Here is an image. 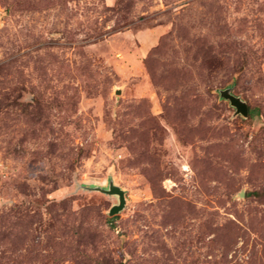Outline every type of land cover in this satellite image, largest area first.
Returning <instances> with one entry per match:
<instances>
[{"label": "rangeland", "instance_id": "rangeland-1", "mask_svg": "<svg viewBox=\"0 0 264 264\" xmlns=\"http://www.w3.org/2000/svg\"><path fill=\"white\" fill-rule=\"evenodd\" d=\"M0 264H264V0H0Z\"/></svg>", "mask_w": 264, "mask_h": 264}, {"label": "water", "instance_id": "water-1", "mask_svg": "<svg viewBox=\"0 0 264 264\" xmlns=\"http://www.w3.org/2000/svg\"><path fill=\"white\" fill-rule=\"evenodd\" d=\"M116 92L118 93L119 90H116ZM218 94L222 99L228 101L229 105L234 109L235 115H241L243 117L247 116L248 108L246 101H244L240 96L233 94L231 92V88L226 87L224 89H220L218 91ZM80 188L87 191L100 192L110 197H114L116 201L110 206L109 210L107 211V214L109 216H113L119 213L126 204L124 190L119 185L115 184L111 177L108 178L106 186L81 185Z\"/></svg>", "mask_w": 264, "mask_h": 264}]
</instances>
